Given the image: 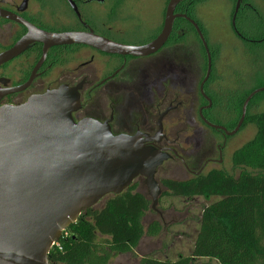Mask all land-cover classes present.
I'll use <instances>...</instances> for the list:
<instances>
[{"label": "flooded vegetation", "instance_id": "af4514ba", "mask_svg": "<svg viewBox=\"0 0 264 264\" xmlns=\"http://www.w3.org/2000/svg\"><path fill=\"white\" fill-rule=\"evenodd\" d=\"M169 1L162 24L156 21L142 37H137L142 23L137 0H0V9L48 32H93L137 46L160 34ZM191 3L182 0L175 14L193 19L205 36L198 18L189 14ZM261 12L250 0H242L234 25L233 11V31L245 43L264 42ZM187 17L177 16L164 45L147 55L111 53L83 43L53 45L44 52L43 43L32 42L0 65V87L19 88L33 76L26 88L3 96L0 105H20L33 95L68 85L79 96L72 113L76 122L91 118L107 125L114 135L141 132L144 139L161 130L158 139L146 144L168 149L172 156L167 161H175L174 169L189 178L201 175L209 164L222 162L225 146V141H206V128L214 129L206 121L228 130L236 126L248 75L233 67L228 85L227 75L212 61L206 80V48ZM28 30L22 22L0 16V53L13 47ZM209 49L217 56V49L210 45ZM214 130L226 138L223 130Z\"/></svg>", "mask_w": 264, "mask_h": 264}, {"label": "water", "instance_id": "95a60500", "mask_svg": "<svg viewBox=\"0 0 264 264\" xmlns=\"http://www.w3.org/2000/svg\"><path fill=\"white\" fill-rule=\"evenodd\" d=\"M181 1H169L160 34L137 46L117 43L93 32H48L0 9V16L18 20L29 29L13 47L0 53V65L35 41L44 44V52L53 45L72 43L138 56L156 52L171 34L175 18L187 17L175 14ZM241 3L236 0L234 25ZM187 18L206 48L207 80L212 64L209 45L199 25ZM32 79L33 76L19 88L0 87V99L26 88ZM263 91L264 86L247 96L233 129L206 122L227 136L236 134L246 119L250 101ZM78 105V92L68 85L33 95L20 105H0V264H54L48 257L54 241L77 221L83 210L123 192L139 176L144 178L151 208L158 211L163 189L156 173L172 155L168 149L146 142L158 139L161 130L146 139L141 132L114 135L97 120L76 122L72 113Z\"/></svg>", "mask_w": 264, "mask_h": 264}, {"label": "trees", "instance_id": "16d2710c", "mask_svg": "<svg viewBox=\"0 0 264 264\" xmlns=\"http://www.w3.org/2000/svg\"><path fill=\"white\" fill-rule=\"evenodd\" d=\"M190 1L191 15L194 0ZM254 89L240 98L238 120ZM246 120L256 123L257 133L232 155L233 166L240 168L237 175L215 168L185 180H161L163 195L218 198L202 210L191 253L176 259L145 254L139 264H195L199 258L219 264H264V111ZM137 188L134 182L123 192L105 197L100 207L84 209L59 239L61 247L51 248L49 260L54 264H108L114 255L133 252L144 235H160V220H152L147 228L144 225L152 200Z\"/></svg>", "mask_w": 264, "mask_h": 264}, {"label": "rangeland", "instance_id": "374dc122", "mask_svg": "<svg viewBox=\"0 0 264 264\" xmlns=\"http://www.w3.org/2000/svg\"><path fill=\"white\" fill-rule=\"evenodd\" d=\"M235 1L194 0L192 13L194 17L198 18L211 49H217V56L215 53L214 55L212 54V61L227 75V84L230 85L231 83L230 74L234 67L241 71L244 76L248 75L246 90L257 89L264 86V42L248 44L235 35L232 28ZM250 1L264 15V0ZM165 2L166 0H137V16H140L142 21L139 27L141 34L137 35V37H142L149 33L147 32L149 27H155L157 22L159 25L162 24ZM261 111H264V93L260 92L258 96L250 101L246 117ZM205 133L207 142L212 139L215 143L222 144L225 141V146L222 147V162L209 164L203 172L206 173L216 168L224 169L231 174L237 175L240 172V168L233 166L232 155L235 150L254 138L257 133L256 123L246 120L236 134L226 136V138L211 128H206ZM176 164L175 161H166L161 166L156 175L160 184L163 178L185 180L190 177L180 170H175ZM135 182H138V190L145 192L149 197L143 179H136ZM162 189L163 193L157 205L158 211L152 209L144 218L146 228L152 220H160L164 227L161 234L153 238L144 237L140 246L135 249L136 251L114 255L108 264H139L140 256L145 255V253L159 259H176L181 255L191 253L199 228L202 210L206 205L218 198L214 196L210 198L204 196L186 198L163 195L165 191L163 186ZM106 198L102 199V201ZM101 204L99 202L96 206L100 207ZM102 238L106 239L108 237ZM152 248L153 250H151ZM163 248L167 250L164 251ZM195 264L219 263L214 259L199 258Z\"/></svg>", "mask_w": 264, "mask_h": 264}, {"label": "crops", "instance_id": "0c3cea01", "mask_svg": "<svg viewBox=\"0 0 264 264\" xmlns=\"http://www.w3.org/2000/svg\"><path fill=\"white\" fill-rule=\"evenodd\" d=\"M163 229H164V227H163ZM144 237H150V238H153L154 236H150V235L147 236V235H144ZM144 237L142 238L141 242L143 241ZM141 242H140V244H141ZM140 244L138 245V247L140 246ZM138 247H137V248H138ZM153 248H154V247H153ZM153 248H152L151 250H153ZM163 250L166 251L167 249H166V248H163ZM135 251H136V250H135ZM145 254H146V253H145ZM142 256H143V255H141L140 258H141Z\"/></svg>", "mask_w": 264, "mask_h": 264}, {"label": "built area", "instance_id": "2783aa9c", "mask_svg": "<svg viewBox=\"0 0 264 264\" xmlns=\"http://www.w3.org/2000/svg\"><path fill=\"white\" fill-rule=\"evenodd\" d=\"M63 234H64V232H63ZM63 234H62V235H63ZM61 237H62V236H61ZM61 237H60V238H61ZM60 238H59V239H60ZM59 239H56V240L54 241V245H57V246L61 247L60 242H59ZM54 245H53V246H54Z\"/></svg>", "mask_w": 264, "mask_h": 264}]
</instances>
